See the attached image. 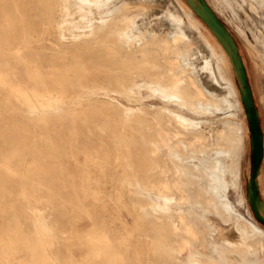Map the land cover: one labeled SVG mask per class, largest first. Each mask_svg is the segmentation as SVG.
<instances>
[{"label":"bare ground","instance_id":"1","mask_svg":"<svg viewBox=\"0 0 264 264\" xmlns=\"http://www.w3.org/2000/svg\"><path fill=\"white\" fill-rule=\"evenodd\" d=\"M14 1H17L16 8L14 7ZM32 1L0 0V6L2 4L10 6L8 25L13 32L12 35L15 41H22L25 48L33 44H31L32 40H34V43L35 40H40L41 26L33 20H27L23 28L21 25L23 16L27 14L30 19L29 14L35 9L41 10L42 14L49 11L52 21V33L56 40L65 42V39H69V42L67 41L59 48L61 49L59 52H68L79 60L87 58L85 57L86 54L89 55L88 58H90V55L93 58H97L95 56L99 55V58H97L98 63L91 69L94 75L91 73V75L86 76L88 81H92L102 86V88L115 89L122 95L130 96V99L136 92L140 93L142 90H146L150 95L162 99L165 103L188 110L196 116L215 115L219 112L228 114L223 121L222 130L215 132L213 143L209 141L203 129V126L208 125L209 122L193 120L176 110L166 108L162 109L166 114L164 119L160 116L150 118L136 115L135 118L133 117V123H136L137 126L135 129L136 137L144 151L135 150L131 148L132 145L129 150L123 149L121 145L118 146L117 144L118 147L115 146L117 147L115 150H109L105 145L107 149L102 150L103 152L99 155L97 154L96 162L99 167L94 166L100 169L101 178L99 183L103 186L94 189L90 185L85 192H94L96 196H103L102 198L108 199L109 202L115 201L114 197H116V201L112 205L115 208L116 206L119 208L121 205L127 208L123 200L125 194L136 192L139 195L136 207L141 210L142 214L147 215L146 223L151 233L148 232L152 234L151 238H148L150 248L158 256L156 261L154 260L155 262L151 261L154 264H182L177 259L179 257L185 258L184 264H203L200 260H195L194 255V258H192V254L196 252V244H200L205 253H211L212 258H209L207 264H264V229L258 223H247L240 214L236 213L235 222L233 221L234 225H232L230 231L228 230L229 232L226 233L221 231L223 239L219 245L216 242L217 237L215 239V232L220 229L211 226L213 224L210 225L209 219L205 217L206 215L217 216L227 223L234 219L232 216L234 208L228 197L229 186L225 180L226 163L224 159H232L230 170L233 186L236 187L241 178L239 149L243 140L241 124L233 119L236 115L232 114L233 109L241 108L240 98L234 82L227 73L228 67L233 64L238 75L241 76V62L230 39L218 26L211 23L207 17L208 12L203 5L198 0H186L188 6L183 0H41L39 8H33L31 6ZM215 1L220 11L231 13L232 20H237V23L240 22L244 25L242 27L238 24V31L245 36L244 38H247V31L252 36L254 42L248 43L252 53L261 61L262 71L264 72V0ZM193 12L199 18L209 21L210 26H207L216 37L211 31H207L203 23L192 15ZM154 21H157V23H154ZM66 33L69 34L68 38ZM217 38L226 48L230 58L223 48H220L217 44ZM52 39L54 38L52 37ZM2 46L7 52L12 47L7 44ZM32 50H35V48ZM55 54L58 55L59 53L56 52ZM61 58L59 59L61 60ZM66 62H68L67 59ZM86 66L90 67L89 65ZM72 69L74 70V68ZM64 88L66 89L64 92H67V86H64ZM244 89V93L241 94L242 101L243 103L245 101L249 106L252 98L250 92L246 88ZM93 90H96L95 87ZM85 95L87 96V94ZM76 105L80 106L81 104L77 103ZM92 108L94 109V107ZM53 113L55 114V112ZM102 113L104 114V112ZM143 115H145V112ZM252 130L255 136L254 149L259 154L264 143L255 122ZM122 133L124 132L122 131ZM179 143L188 146L191 150L189 152L192 154L200 153L205 157L202 167L189 163L188 160L195 159V156L182 152L184 149L182 151L179 149ZM163 147L171 151L169 157L162 154ZM93 169L89 167L85 170L90 174ZM78 173L79 171H77V175ZM112 182L117 184L113 187L115 195H104V185ZM160 204H163V206ZM172 204L179 206L189 204L200 208L201 215L191 212L187 213L189 216L181 215L177 219L170 208ZM130 214L132 213L130 212ZM142 214H136L134 218L135 230L145 226ZM91 221L93 220L91 219ZM87 223V231L89 237H93L91 239L93 245L97 249L100 247L98 252L104 256L109 244L108 233L97 229L92 222ZM145 235L147 234L145 233ZM77 238L82 241V236ZM70 239H73V237ZM58 240L60 241V239ZM253 240L258 241L259 244L258 250L255 249L256 254L252 253L254 244L257 245ZM68 250V258L72 260L71 264H81L77 258L76 249L71 246ZM119 252H121V249ZM59 258L61 257L59 256ZM144 263L142 262V264Z\"/></svg>","mask_w":264,"mask_h":264},{"label":"rangeland","instance_id":"2","mask_svg":"<svg viewBox=\"0 0 264 264\" xmlns=\"http://www.w3.org/2000/svg\"><path fill=\"white\" fill-rule=\"evenodd\" d=\"M198 1L208 12L207 17L211 23L218 26L230 39L241 62V76L238 75L233 64L227 69V73L236 87L242 108L232 110L234 111L232 114L236 115L235 117L233 116V119L241 124L243 140L239 149L241 178L236 187L233 186L230 170L232 159H224L226 163L225 180L229 186L228 197L234 208V214L232 215L234 219L227 223L217 216H205L209 219L210 225L213 224L211 226L220 229V232H215L216 242L220 245L223 239L221 231L225 233L230 231L233 227L232 225H234L233 221L235 222L236 213L240 214L247 223L256 222L264 229V146L262 145V150L259 154L255 151V136L252 130L255 122L259 129L261 140L264 143V72L262 71L261 61L250 49L248 42H254L252 36L247 31V38H244L245 36L238 31V24L242 27L244 25L240 22L237 23V20H232L233 16L230 15L231 13L220 11L215 0ZM40 2L41 0H33L31 6L39 8ZM183 2L185 3L186 0H183ZM16 4L17 1H14L15 8ZM185 4L188 6L187 2ZM9 8L10 6L5 4L0 6V264H71L72 260L68 258V249L71 246L76 249L77 258L81 264H97L98 262L100 264H142V262H145L144 264H154L158 256L150 248L148 238H151L152 234H149L151 230L146 223L147 215L142 214L141 210L136 207L139 195L136 192L125 194L126 196L124 195L123 200L127 208L122 207V205L118 206L119 208L117 206L115 208L112 205L113 202L115 203L116 197H114L115 201L109 202L108 199L102 198L103 196H96L94 192H85L90 185L94 189L102 188L103 186L99 183L101 178L100 169L95 168L99 167L96 159L107 147L109 150H115L121 145L123 149L129 150L132 145L131 148L144 151L136 137L135 129L137 126L135 125L136 123H133V117L135 118L136 115L150 118L160 116L164 119L166 114L162 109L176 110L193 120L209 122L208 125L203 126V129L209 141L213 143L215 141V132L222 130L223 121L228 114L219 112L215 115L196 116L188 110L165 103L162 99L150 95L146 90H142L143 92L141 91L140 93L136 92L130 99V96L125 94L123 96L122 93L117 92L115 89L102 88V86L86 79V76L91 75V73L94 75L91 69L98 63L97 58H99V55L95 56L97 58H93L91 55L88 58L89 55L86 54L85 57L87 58L79 60L68 52H59L61 50L59 48L66 44L67 41L69 42V39H65V42L56 40L52 33V21L49 11L42 14L41 10L35 9L29 14L30 19L27 14L23 16V22L21 23L23 28L27 20H33L41 26L40 40H35V43L32 40L31 44L33 43L34 45L30 44L32 47L25 48L22 41L16 42L13 38V32L8 25ZM192 15L201 21L205 29L209 32L211 31L216 37L207 26H210L209 21L199 18L194 12ZM154 23H157V21H154ZM66 34L68 38L69 34ZM216 41L230 58L221 41L218 38ZM3 44L12 46L11 50L7 52L2 46ZM34 48L35 50H32ZM41 51L42 53H40ZM56 52L59 54H55ZM66 59L68 62H66ZM87 60L90 61L88 62ZM90 63L93 64L91 65ZM65 68L66 70H64ZM77 82L79 83L76 84ZM64 86H67V92H64L66 90ZM91 86H94L96 90H93L94 87L92 88ZM244 88L250 92L252 98L249 106L245 101L244 103L242 101L241 94L244 93ZM77 103L81 105L77 106ZM84 108L85 110H83ZM96 111L97 113H95ZM157 111L160 112L158 113ZM117 112L118 114H116ZM144 112L146 116L143 115ZM105 124L106 126H104ZM109 143L111 144L109 145ZM179 146L181 151L184 149L182 152L195 156V159L188 160L189 163L202 167V162L205 158L202 154L196 153L194 155L189 152L191 150L188 146L183 144ZM166 149L163 147L161 152L165 157H169L171 151H168V149L166 151ZM89 167L94 168L93 174L86 172L85 169ZM77 171H79L78 175ZM115 185L117 184L114 182L105 184L103 191L105 193L103 194L115 195L113 191ZM160 205L163 206V204ZM170 208L177 219L181 215L189 216L188 214L191 212L201 215L200 208L189 204L180 206L172 204ZM136 214H142L143 224H145V226H141L137 230H135L136 224H134ZM87 222L94 223L97 229L108 233L109 244L104 256L98 252L100 247L97 249L93 245L91 240L93 237H89V232L87 231ZM122 222L123 224H121ZM128 225L129 227L127 228ZM144 231L147 235L143 233ZM217 233L218 235H216ZM79 236H82V241L78 240L77 237ZM72 237L73 239H70ZM116 237L118 240H116ZM254 242L257 245L254 244L252 253L256 254L257 251L255 249L258 250L259 244L256 240ZM60 243L65 247L63 248ZM120 249L121 252H119ZM195 249L196 252L192 254V258L195 257V260L197 259L203 264H207L209 258H212L211 253H205L200 244H196ZM139 251L141 252L139 253ZM137 258L140 260H137ZM177 259L182 264L186 261L183 257Z\"/></svg>","mask_w":264,"mask_h":264}]
</instances>
